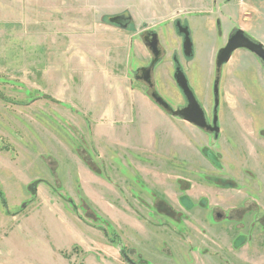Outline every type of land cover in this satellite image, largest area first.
Masks as SVG:
<instances>
[{
    "label": "rangeland",
    "instance_id": "obj_1",
    "mask_svg": "<svg viewBox=\"0 0 264 264\" xmlns=\"http://www.w3.org/2000/svg\"><path fill=\"white\" fill-rule=\"evenodd\" d=\"M216 1L192 23L193 57L180 63L210 119L217 74L204 81L230 31L264 44V0ZM155 5L0 0V227L14 214L19 224L2 227L13 231L0 264H28L36 230L56 243L52 229L66 217L103 242L102 228H113L135 264H264V70L243 49L222 67L218 137L171 116L135 79L150 61L140 34L150 23L108 22L128 8L157 18ZM165 47L183 58L181 38ZM169 56L155 90L178 109ZM248 65L258 74H245ZM63 241H78L74 228Z\"/></svg>",
    "mask_w": 264,
    "mask_h": 264
},
{
    "label": "crops",
    "instance_id": "obj_2",
    "mask_svg": "<svg viewBox=\"0 0 264 264\" xmlns=\"http://www.w3.org/2000/svg\"><path fill=\"white\" fill-rule=\"evenodd\" d=\"M212 2L216 3L217 1L216 0H158V5H155L157 7L155 9V12L158 11L160 13L159 14L160 16L157 18H152V19L141 18L142 15L140 13L139 15H135V13L131 12V10L128 7H127L128 10L124 11V12H129L131 15L132 23L129 29L133 27L134 22H137L141 24L150 23V27H148V29L153 28V30H157L159 38H160V43H162L163 41V45H164V48H162L164 52L163 59L167 58L170 52H173L172 55H170L172 58V64H173V67H172L173 72L171 75L173 82H174L173 75H174V70H175L174 61H175L176 54H174V50L172 49H171L172 51L170 50L169 52V50L165 47V45L168 47L169 44L171 45V42H173L174 44L178 43V38H180V33L179 32L177 33V29H178L177 21H182V19H185L191 29V27H194L192 23L194 21H198V19H195V18H198L197 16L200 17L202 13H204V10L207 9ZM150 10L151 8L146 9L147 12H149ZM129 29H126V30H129ZM147 54L150 57V52L148 50H147ZM178 55L179 54H177V56ZM178 57H179L180 63L184 61L183 60L184 56L183 58L181 57L182 59L180 58V56ZM249 57H250V60H254L252 56L249 55ZM162 63H163V60L158 66H161ZM250 68L251 67L248 65L244 69V73L249 74V77L251 78L252 73H256V74L258 73H257V68L255 66L253 69L251 68L254 72H252ZM158 69L159 67L155 69L154 71L153 82H157L156 80H154V76L157 73ZM167 69H169V67ZM216 72L217 71H216L215 65L214 66L212 65L210 68L209 74L207 76V79L204 82H214ZM185 74L188 78V75L186 72ZM252 78L255 79L254 77ZM114 82H119V80L117 79ZM10 217L14 219V224H11L9 226L7 224H4L2 225V227L8 226V228H13V226L19 225L17 221L18 215L14 214ZM66 218L69 219L71 223L63 222V223L57 224L55 228L52 229V231L56 234L55 235L57 238L56 243L45 240V238L47 239V237L43 234L45 230L43 229L36 230L37 232L41 233V237L33 238L31 239L32 243L27 244V247L32 246L31 255L29 257L28 264H77L76 263L77 256H79L77 254L78 251L72 252V249L75 246H78L80 248L79 251L83 252V255L85 254L84 257L81 255L82 264H129L123 258L122 253H121V248L119 246H116L107 241L106 242L99 241V237H98V233L96 229L86 226L85 224L81 222H75L72 217H66ZM31 220L32 222H34L33 219ZM37 222H38V219H37ZM2 227H0V232H4V234L2 235L3 237L0 239L1 241L0 247L5 245L3 241L9 238L10 234L13 231V230L12 231L10 230L8 232H5L2 229H6V228H2ZM71 228H74V230L76 231V235L78 236V241L75 242L74 245H71L69 247L64 244L63 239H64V233L67 230H71ZM27 242H29V240ZM51 243H54V244H51ZM13 247L16 248L17 250V248L19 247L21 248V243L19 245L13 244L11 248ZM3 248L6 251L8 250L11 251L9 247L6 245ZM21 253L24 254L23 252ZM65 253L68 254L69 257L65 255ZM12 264H16V259L15 261L12 262Z\"/></svg>",
    "mask_w": 264,
    "mask_h": 264
},
{
    "label": "water",
    "instance_id": "obj_3",
    "mask_svg": "<svg viewBox=\"0 0 264 264\" xmlns=\"http://www.w3.org/2000/svg\"><path fill=\"white\" fill-rule=\"evenodd\" d=\"M131 15L129 12H124L117 16H112L108 18V22L112 24H118L121 25L122 28L128 29L129 25H131ZM124 23H126L124 25ZM178 31L180 34L184 35V55L185 57H191L193 55V42L191 38V34L188 27H181L180 22L177 23ZM157 34L154 35V38L152 39V43L148 44L150 46V50L154 55V60L152 61L151 65L149 67H144L140 69L141 72V79L145 81L150 92V98L154 101V103L160 107L162 110H164L166 113L170 114L173 117H179L189 123L194 124L197 127L208 129L206 118H205V112L203 108L200 106L199 102L197 101V98L191 89L188 79L183 71L180 70V68L177 69L176 74V80L177 85L183 92L184 96L186 97L188 101V106L182 109H175L173 108L156 90H155V84L152 80V70L154 66L159 62L161 58V52L158 48V40L156 39ZM239 49H246L255 55H257L263 62H264V47L262 44H257L250 39H248L244 33L240 30L235 35H233L230 40L228 41V44L219 51V54L217 56L216 61V68L217 72L220 73L223 65L227 64L231 58L233 53L236 50ZM136 79H139V76H136ZM219 79L215 82L214 85V93L216 97V107L219 106ZM190 112H194L196 114V119L193 120L189 117ZM217 117V116H216ZM215 128H212L211 131L215 132L216 136L220 133V128L217 127V120L215 118L214 122ZM124 259L129 264H135L126 254H124Z\"/></svg>",
    "mask_w": 264,
    "mask_h": 264
},
{
    "label": "flooded vegetation",
    "instance_id": "obj_4",
    "mask_svg": "<svg viewBox=\"0 0 264 264\" xmlns=\"http://www.w3.org/2000/svg\"><path fill=\"white\" fill-rule=\"evenodd\" d=\"M232 0H228L227 2H225V5H226V3H229V2H231ZM182 23H183V21H181ZM182 23H181V25H182ZM126 23H124V25H125ZM218 24H221L220 22L218 23ZM118 25V24H117ZM119 27H121V25H118ZM182 26H184V27H188L189 28V31H190V34H191V30H190V27H189V25H188V23L187 24H184V25H182ZM131 27V25H129V27H128V29ZM178 30V29H177ZM242 31L243 33H244V35L248 38V39H250L251 41H253V42H255V43H257V44H262L263 45V47H264V44L262 43V42H258V41H256V40H254L253 39V36L254 35H251V34H249L247 31H245V30H243V29H241L240 27H237V28H234V29H232L231 31H230V37L228 38V41L230 40V38L233 36V35H235L238 31ZM155 34H157V37H156V39L158 40V48H159V51L161 52V58H160V60H159V62L154 66V68H153V70H152V80H153V75H154V71H155V69H156V67L162 62V60H163V54H164V52H163V49H162V47H161V43H160V38H159V35H158V32H157V30H153V28H150V29H147L146 31H144V32H142V34H141V36H142V41L144 42V44H145V46H146V48H147V50L150 52V61H149V63L146 65V66H143V67H140L139 69H136V71H135V79H136V76L138 75L139 76V79H136L138 82H143L144 84H146L145 83V81H143L142 79H141V72H140V69L141 68H144V67H149L150 65H151V63H152V61L154 60V55H153V53L151 52V50H150V46H148V44H151L152 43V39L154 38V35ZM180 38L182 39V48H183V52H184V35L183 34H180ZM228 41L225 43V45L223 46V47H221L220 49H223L227 44H228ZM239 50H242V49H239ZM243 50H246V49H243ZM236 51H238V50H236ZM235 51V52H236ZM248 51V50H247ZM234 52V53H235ZM249 53H251L252 55H254L256 58H257V60H258V64L261 66V68L264 70V62L257 56V55H255L254 53H252V52H250V51H248ZM233 53V54H234ZM183 56H185V55H183ZM193 57V55H191V57H189V58H192ZM179 57L176 55L175 56V61H174V64H175V70H174V75H173V77H174V82H177V80H176V74H177V69L178 68H180V70L181 71H183L184 72V70H183V68L181 67V64H180V61H179V59H178ZM224 66V65H223ZM215 67H216V63H215ZM216 71H217V68H216ZM185 73V72H184ZM216 74H217V79H216V81L219 79V76L218 75H220V73H218V72H216ZM186 75V74H185ZM187 77V76H186ZM188 79V78H187ZM215 81V82H216ZM189 82V81H188ZM215 82H214V84H213V100H214V108H213V112H212V119H210L208 116H207V113H206V111H204L205 112V118H206V123H207V128L208 129H203V128H200V127H197V126H195L194 124H192V123H190L191 125H193V126H195V127H197L198 129H200V130H202V131H207V132H209V133H211V134H214V136L215 137H218L219 136V134H218V136H216V134H215V132H212L211 131V129L212 128H215V125H214V122H215V118H216V120H217V127H219V118H218V112H219V106L217 107V109H215V107H216V97H215V93H214V85H215ZM147 85V84H146ZM189 85H190V83H189ZM178 86V85H177ZM191 87V86H190ZM178 89H179V91H180V93L182 94V97H183V99H184V105L183 106H181L180 108H178V109H182V108H185V107H187L188 106V101H187V99H186V97L184 96V94H183V92L181 91V89L179 88V86H178ZM191 89H192V87H191ZM193 90V89H192ZM193 92H194V90H193ZM194 94H195V92H194ZM195 96H196V98H197V101L199 102V99H198V96L195 94ZM199 104H200V102H199ZM200 106L202 107V105L200 104ZM203 108V107H202ZM203 110H204V108H203ZM217 116V117H216ZM189 117L190 118H192L193 120H195L196 119V114L194 113V112H190V114H189ZM220 128V127H219ZM220 131H221V129H220Z\"/></svg>",
    "mask_w": 264,
    "mask_h": 264
},
{
    "label": "trees",
    "instance_id": "obj_5",
    "mask_svg": "<svg viewBox=\"0 0 264 264\" xmlns=\"http://www.w3.org/2000/svg\"><path fill=\"white\" fill-rule=\"evenodd\" d=\"M0 198H1V204L2 206L7 210V202H6V199L4 198L3 196V193L0 191ZM107 223V222H106ZM102 230L105 231V234L106 236L108 237L110 243L116 245V246H119L121 248V253H122V256L124 258V254L127 253V249L125 248V246L123 245L122 241L120 240V238H118L119 236L116 234L115 230L112 228V233L110 234L108 232V230L106 229H103ZM127 255V254H126ZM126 261V260H125Z\"/></svg>",
    "mask_w": 264,
    "mask_h": 264
}]
</instances>
